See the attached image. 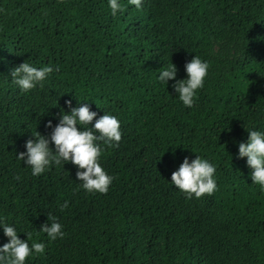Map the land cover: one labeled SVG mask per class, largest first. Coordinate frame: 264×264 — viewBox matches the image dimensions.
Segmentation results:
<instances>
[{
  "label": "trees",
  "instance_id": "1",
  "mask_svg": "<svg viewBox=\"0 0 264 264\" xmlns=\"http://www.w3.org/2000/svg\"><path fill=\"white\" fill-rule=\"evenodd\" d=\"M118 2L113 16L109 0H0V222L46 245L26 264H264V189L239 157L249 131L264 132V0ZM195 55L210 69L186 107L173 85ZM24 62L59 71L25 92L11 75ZM172 63L176 79L161 82ZM83 104L121 121L100 158L114 177L104 194L83 189L71 162L34 176L18 159ZM198 156L215 164L218 190L188 199L171 175ZM49 214L63 238L40 231Z\"/></svg>",
  "mask_w": 264,
  "mask_h": 264
},
{
  "label": "clouds",
  "instance_id": "2",
  "mask_svg": "<svg viewBox=\"0 0 264 264\" xmlns=\"http://www.w3.org/2000/svg\"><path fill=\"white\" fill-rule=\"evenodd\" d=\"M130 5L137 9L142 7V0H128ZM111 14L123 12L125 6L118 0H109ZM188 78L178 80L173 87L179 94L180 101L186 107H192L200 89L204 87L205 79L208 76L210 63L199 56H194L185 65ZM58 67L51 65L38 69L28 62H24L12 71L14 82L23 91L34 89L38 83L43 82ZM175 64L162 68L159 80L167 84L169 80H175L177 76ZM71 107V101H67ZM97 112L91 110L88 104L73 108L71 114L64 113L59 123L53 128L49 121L47 127L53 128L50 139L41 135L38 131L33 133L35 140L26 142V152H19L18 159L31 166L32 174L39 176L49 168L52 163L59 165L62 161L71 162L79 169L76 176L82 182L83 189L88 192L107 193L114 177L109 175L100 163L104 153V146H118L122 139L121 121L117 116L104 114L96 119ZM95 120L94 127H91ZM81 126V127H78ZM249 142L239 144V157H247L248 166L253 169L252 180L264 189V132L252 130ZM54 144L55 150L50 147ZM217 168L208 159L198 156L189 161L185 158L177 171L171 175V183L181 192L185 193L188 199L193 195L199 199L204 195H212L218 190L215 173ZM68 207L65 201L61 210ZM49 223H45L40 231L47 234L51 241L63 238L65 232L63 225L58 222L55 216L48 215ZM4 234L9 242L0 247V264H26L27 259L36 254H43L46 245L32 240V235L27 233V240L21 239L15 227L0 222ZM29 241H32L31 245Z\"/></svg>",
  "mask_w": 264,
  "mask_h": 264
},
{
  "label": "rangeland",
  "instance_id": "3",
  "mask_svg": "<svg viewBox=\"0 0 264 264\" xmlns=\"http://www.w3.org/2000/svg\"><path fill=\"white\" fill-rule=\"evenodd\" d=\"M215 51L217 54H221L230 60L238 57L240 54L238 48L233 44H229L225 46L222 44L217 45Z\"/></svg>",
  "mask_w": 264,
  "mask_h": 264
}]
</instances>
